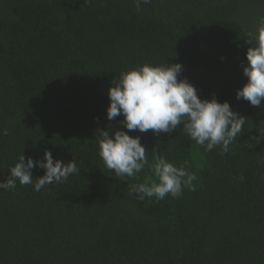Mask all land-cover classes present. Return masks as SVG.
<instances>
[{
	"label": "trees",
	"instance_id": "trees-1",
	"mask_svg": "<svg viewBox=\"0 0 264 264\" xmlns=\"http://www.w3.org/2000/svg\"><path fill=\"white\" fill-rule=\"evenodd\" d=\"M264 0H0V181L20 155L45 149L80 169L62 183L0 189V264H264V101L235 92L247 81L246 42ZM179 62L201 98L247 117L227 152H205L182 125L137 131L148 159L186 164L194 190L162 200L129 195L151 176L115 177L99 155L107 90L145 63ZM153 179H155L153 177Z\"/></svg>",
	"mask_w": 264,
	"mask_h": 264
},
{
	"label": "clouds",
	"instance_id": "clouds-1",
	"mask_svg": "<svg viewBox=\"0 0 264 264\" xmlns=\"http://www.w3.org/2000/svg\"><path fill=\"white\" fill-rule=\"evenodd\" d=\"M139 10L141 4L150 0H134ZM249 44L245 53L247 63L243 65L246 83L235 92L237 99L248 101L253 107H259L264 101V19H261L255 33H249ZM183 66L179 62L153 64L145 63L123 72L119 80L107 90L109 104L107 119L113 121L123 116L121 123L128 131L99 130V155L105 166L115 173V177H137L147 166L152 175L144 182L134 184L129 195L136 193L140 199L155 198L162 200L166 195L177 198L184 188L194 190V172L186 167L170 162L162 155H154L150 161L140 136L129 132L146 133L151 130L155 135L168 134L182 125L186 134L205 152L220 147L227 152L230 144L245 130L247 117L234 111L230 103L201 98L196 86L187 78H181ZM256 141L264 139V127H258ZM7 135L8 130H0ZM34 167L44 169L37 177L34 190L40 191L45 185L62 183L70 175L79 174L80 169L74 159L64 163L54 159L52 152L45 149L43 159L32 157L25 160L19 156L6 180L0 181V189H14L20 185L33 184L31 170ZM153 177L155 179H153Z\"/></svg>",
	"mask_w": 264,
	"mask_h": 264
}]
</instances>
